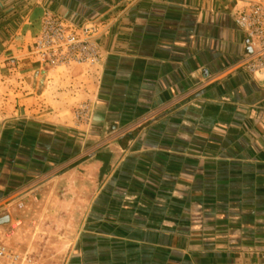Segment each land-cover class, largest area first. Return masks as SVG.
Returning <instances> with one entry per match:
<instances>
[{
  "label": "crops",
  "instance_id": "0c3cea01",
  "mask_svg": "<svg viewBox=\"0 0 264 264\" xmlns=\"http://www.w3.org/2000/svg\"><path fill=\"white\" fill-rule=\"evenodd\" d=\"M251 1L0 0V241L36 264H264ZM47 13L99 25L100 64L43 62Z\"/></svg>",
  "mask_w": 264,
  "mask_h": 264
},
{
  "label": "built area",
  "instance_id": "2783aa9c",
  "mask_svg": "<svg viewBox=\"0 0 264 264\" xmlns=\"http://www.w3.org/2000/svg\"><path fill=\"white\" fill-rule=\"evenodd\" d=\"M236 25L245 32L250 52L243 67L257 77L264 78V0H252L247 9L235 15ZM102 28L96 24L74 26L58 16L47 13L36 39V54L50 66L100 64L103 52L99 41ZM90 104L75 109L77 120H87ZM21 206V205H20ZM0 264H36L26 253L13 252L0 241Z\"/></svg>",
  "mask_w": 264,
  "mask_h": 264
},
{
  "label": "rangeland",
  "instance_id": "374dc122",
  "mask_svg": "<svg viewBox=\"0 0 264 264\" xmlns=\"http://www.w3.org/2000/svg\"><path fill=\"white\" fill-rule=\"evenodd\" d=\"M6 224V223H5ZM5 224H3V226L1 227L2 228V230H0V239L1 238H4V237H9V233H10V231L9 230H7V225H5ZM2 243H4V241L2 242ZM5 245H7V247H9L10 245L9 244H6V243H4ZM9 245V246H8ZM9 248H11V247H9Z\"/></svg>",
  "mask_w": 264,
  "mask_h": 264
},
{
  "label": "water",
  "instance_id": "95a60500",
  "mask_svg": "<svg viewBox=\"0 0 264 264\" xmlns=\"http://www.w3.org/2000/svg\"><path fill=\"white\" fill-rule=\"evenodd\" d=\"M8 220H9V216L2 217L0 219V223H6V222H8Z\"/></svg>",
  "mask_w": 264,
  "mask_h": 264
}]
</instances>
